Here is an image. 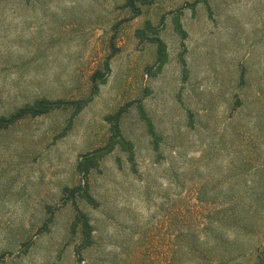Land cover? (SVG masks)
I'll list each match as a JSON object with an SVG mask.
<instances>
[{
	"label": "rangeland",
	"instance_id": "rangeland-1",
	"mask_svg": "<svg viewBox=\"0 0 264 264\" xmlns=\"http://www.w3.org/2000/svg\"><path fill=\"white\" fill-rule=\"evenodd\" d=\"M126 1L0 0V115L88 96L115 53L82 112L0 130V264H264V0H154L136 17ZM149 20L167 44L161 69L157 44L137 34ZM121 108L135 161L107 155L89 176L97 204L74 202L78 161ZM77 209L94 226L81 258Z\"/></svg>",
	"mask_w": 264,
	"mask_h": 264
},
{
	"label": "trees",
	"instance_id": "trees-1",
	"mask_svg": "<svg viewBox=\"0 0 264 264\" xmlns=\"http://www.w3.org/2000/svg\"><path fill=\"white\" fill-rule=\"evenodd\" d=\"M153 2L154 0H127L125 7L128 8L133 13L134 17H136L142 14L143 6L151 5ZM201 2L208 4V0H201ZM174 29L183 38L187 37V32L184 29V26L181 21V16L179 14L174 16ZM137 34L138 37L141 38L142 40L154 42L157 44L156 62L159 65V68L161 69L165 65V63L168 62L169 55H168L167 44L159 36V27L155 26L153 22L149 20L144 24L143 28H139L137 30ZM114 55L115 53L110 54L106 58L105 62H103V64L98 69H96L93 72V74L90 76L88 82L89 83L88 96L78 99H71V100L62 99V98L50 99L46 97L37 99L32 103H27L24 106L17 108L14 112H12L9 115H0V130L7 129L24 118L42 116L56 110L71 109L73 110L74 115L79 114L87 107V105L94 99V97L99 94L101 87L108 82L112 71L111 60L114 57ZM139 108L143 116V119L147 122L150 134L155 138L154 142H155V147L157 148L160 138L156 134L154 124L145 113L144 107L140 105ZM123 113H124V108H121L117 113L107 117V120L110 123V136L108 137L107 142L103 146L93 151H90L86 154H83L79 159L77 164V171L81 176V181L77 186L67 187L65 189V192L69 194L68 195L69 199H73L74 202L76 201L77 198H81L93 205L97 204V200L92 194L89 176L92 171L100 169L101 162L107 155L113 153L117 149H121L122 151L127 153L129 158L128 160L134 163L135 161L134 144L131 140L126 138L121 126V118ZM223 211L226 212L228 211V209L225 208ZM230 212H232V210ZM227 216L229 217L228 220H231V218L234 219L233 213H228ZM235 227L237 228L236 224L234 223L233 226H231V228L235 229ZM73 230L75 232L77 231L81 232V242L77 246V250H76L77 255L79 256V258H81L82 251L91 248L94 243V234H93L94 226L91 222V218L81 209H77V213L73 222ZM213 239L214 241L212 242V244H209L212 239L207 241L209 247L216 244L215 241L219 243L218 238H213ZM197 242L200 243L199 240ZM189 248L191 249L190 243H189ZM224 258L226 259L228 258V260H230L229 256ZM262 259H263L262 262L264 263V255L262 256ZM175 260H177V262L181 264L180 262L189 260V256L177 255L175 257ZM222 261H224V259H222Z\"/></svg>",
	"mask_w": 264,
	"mask_h": 264
}]
</instances>
